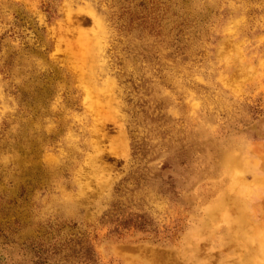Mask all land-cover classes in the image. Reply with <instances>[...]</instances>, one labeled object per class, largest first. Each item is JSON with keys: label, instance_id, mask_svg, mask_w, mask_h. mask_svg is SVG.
Masks as SVG:
<instances>
[{"label": "rangeland", "instance_id": "1", "mask_svg": "<svg viewBox=\"0 0 264 264\" xmlns=\"http://www.w3.org/2000/svg\"><path fill=\"white\" fill-rule=\"evenodd\" d=\"M262 236L264 0H0V264H264Z\"/></svg>", "mask_w": 264, "mask_h": 264}, {"label": "bare ground", "instance_id": "2", "mask_svg": "<svg viewBox=\"0 0 264 264\" xmlns=\"http://www.w3.org/2000/svg\"><path fill=\"white\" fill-rule=\"evenodd\" d=\"M243 158H236V157H234V156H230V158H229V163H230V165L231 166H237V167H240V166H242V164H243ZM259 236V235H258ZM261 236V235H260ZM263 237V236H262ZM264 238V237H263ZM245 263H247V262H245ZM249 264V263H248Z\"/></svg>", "mask_w": 264, "mask_h": 264}]
</instances>
